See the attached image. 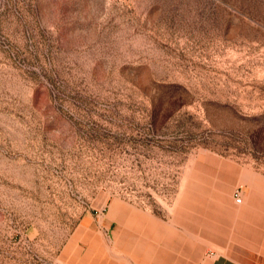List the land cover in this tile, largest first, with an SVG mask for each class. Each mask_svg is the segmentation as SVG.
Listing matches in <instances>:
<instances>
[{
	"label": "rangeland",
	"instance_id": "obj_1",
	"mask_svg": "<svg viewBox=\"0 0 264 264\" xmlns=\"http://www.w3.org/2000/svg\"><path fill=\"white\" fill-rule=\"evenodd\" d=\"M261 184L264 0H0V264H196Z\"/></svg>",
	"mask_w": 264,
	"mask_h": 264
},
{
	"label": "crops",
	"instance_id": "obj_2",
	"mask_svg": "<svg viewBox=\"0 0 264 264\" xmlns=\"http://www.w3.org/2000/svg\"><path fill=\"white\" fill-rule=\"evenodd\" d=\"M254 187L257 188V186ZM240 205L242 203L236 204L234 202L233 196H227L223 201H220V205L213 207L215 210H212L214 213L211 214V217L220 223V234L218 232L220 237L216 242L220 248V253L211 249L205 250L203 253H199V260L196 264H264V185L261 184L254 193H249L244 204L236 208ZM123 216L124 213L119 212L117 204L111 203L110 218H107L106 223L108 229L111 228L114 219L121 221ZM137 230L139 236L142 234V238H137V264H155L149 262L148 250L153 249L150 246L153 241L146 243V239L150 240L151 235H148V228H145L144 215L138 222ZM76 235L79 237L75 236L74 239L70 240L64 251L72 247L78 240L83 241L89 246L85 249L86 251L81 249V256L76 259L77 264H99L97 258L99 260V252H103L104 249L98 236L94 235L85 225H80ZM127 236L131 238L129 234ZM176 245L175 242L172 246L174 251ZM169 259L174 261L173 264H177L174 254L171 255L170 253ZM106 264H115V262L110 260ZM188 264H192V262Z\"/></svg>",
	"mask_w": 264,
	"mask_h": 264
},
{
	"label": "built area",
	"instance_id": "obj_3",
	"mask_svg": "<svg viewBox=\"0 0 264 264\" xmlns=\"http://www.w3.org/2000/svg\"><path fill=\"white\" fill-rule=\"evenodd\" d=\"M233 198H234V202H235L236 204H241V203H242L241 196H240V194H239L238 192H235V193L233 194Z\"/></svg>",
	"mask_w": 264,
	"mask_h": 264
}]
</instances>
